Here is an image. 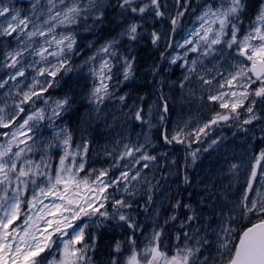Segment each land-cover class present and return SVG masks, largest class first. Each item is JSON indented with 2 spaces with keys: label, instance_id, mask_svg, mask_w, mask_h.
<instances>
[{
  "label": "snow or ice",
  "instance_id": "6c2138e0",
  "mask_svg": "<svg viewBox=\"0 0 264 264\" xmlns=\"http://www.w3.org/2000/svg\"><path fill=\"white\" fill-rule=\"evenodd\" d=\"M193 3L31 0L18 8L0 0V264H97L109 229L126 235L107 264H264V148L248 165L225 158L223 179L213 180V168L196 208L183 200L188 168L223 143L214 128L264 133V0ZM80 30L95 50L77 64ZM143 45L159 56L145 74L148 91L133 95L124 89L137 87ZM173 65L178 81L169 80ZM73 78L90 84L77 92ZM78 99L87 115L77 117V142L66 117L79 111ZM193 102L210 118L185 119ZM176 145L182 165L167 150ZM161 197L170 215L153 221L141 245L139 217L158 218Z\"/></svg>",
  "mask_w": 264,
  "mask_h": 264
},
{
  "label": "rangeland",
  "instance_id": "374dc122",
  "mask_svg": "<svg viewBox=\"0 0 264 264\" xmlns=\"http://www.w3.org/2000/svg\"><path fill=\"white\" fill-rule=\"evenodd\" d=\"M26 1V0H25ZM31 3V2H30ZM29 3V4H30ZM203 3V0H194L193 3V7L196 6V4H200ZM18 8H22V6H19L18 4H16ZM195 21V16L194 15H189V17L185 20V29H190L194 26L193 22ZM87 32L84 31H80L79 32V36H78V44L83 43V40L81 39V37L84 36V34ZM185 35V32H180L179 35L176 36V40H181L182 37ZM93 42V40H89L86 42V45L88 43ZM86 49H88L87 47H85ZM95 49H91L89 50V54L91 55L92 52ZM83 61V59L81 60V62ZM80 62V63H81ZM175 65L171 66L174 67ZM212 64H207L208 68H212ZM181 74H182V69H179L178 67H176V72H175V81H178L181 78ZM72 75V74H71ZM63 83V81L61 82V84ZM86 83V80L84 79H80L77 83L76 79L73 78L72 80V84L75 87V85H77V89H79V91L83 88V85ZM90 83V81H89ZM66 85L63 87L65 88ZM176 94L179 97L180 93H179V89L178 87L176 88ZM53 98H58V97H53ZM80 103H87L86 100H81L78 99ZM108 111H111V105L109 106V109H107ZM83 112L85 113L84 116L87 115L86 113V109L84 108ZM179 112V108L177 107V109L175 111H173L171 119L173 121H175L177 114ZM190 113V116H189ZM211 114L210 112L205 108V109H200L199 105L197 102H193L191 104L190 109L188 107H185L184 109V118L185 119H191L192 122L195 121H199V120H205L207 118H210ZM101 123L102 121H94V123ZM83 128V126H82ZM256 131H254L252 128H250V130L248 132H244V131H240V132H244L245 135L239 137L238 133L239 132H233L230 136L225 137L222 136V134L220 133H215L212 135V137H216V136H222L223 137V143L220 145V147L218 149H216L215 151H211L210 153H208L207 156H205L203 159H201L198 163H197V169H196V180L198 183L197 186V199L200 201L201 199V193L203 192V188L204 186L201 184V181L209 174V172L211 170H213V168H215L216 172H217V176L213 177V180H215L217 177L220 179H223V173L219 172V169L221 167V165L223 164V161L225 160V158H227L228 160L240 163L241 161L245 164L248 165L251 161V156H252V149L250 147L251 145V141L253 139V137L256 136L257 133H261L259 127H256ZM137 132H139V129H136ZM215 131V130H213ZM153 135H155V129H153ZM203 147H206L207 145L204 144L202 145ZM219 162V163H218ZM246 171V169H245ZM243 177H241L242 179ZM237 188H239V185H237ZM234 195H238L239 192L234 190ZM163 199V197H161V200ZM159 204V202H158ZM196 208V207H193Z\"/></svg>",
  "mask_w": 264,
  "mask_h": 264
},
{
  "label": "trees",
  "instance_id": "16d2710c",
  "mask_svg": "<svg viewBox=\"0 0 264 264\" xmlns=\"http://www.w3.org/2000/svg\"><path fill=\"white\" fill-rule=\"evenodd\" d=\"M137 50H136V52H137V58L140 61V63H144V64L145 63H149V64H152L155 61L156 57L159 56V53L158 52H156V54L148 53V50L147 49L144 50V48H142V47L141 48H138ZM139 53H141V55H139ZM139 66H141V64ZM136 85H137V87H136L135 91L137 93H139V94L142 95V93H145L147 91V88L144 87L142 84L136 83ZM231 128H235V126H231V127L227 126L226 129L229 130ZM262 148H264V143L263 142L261 143V149Z\"/></svg>",
  "mask_w": 264,
  "mask_h": 264
},
{
  "label": "bare ground",
  "instance_id": "6f19581e",
  "mask_svg": "<svg viewBox=\"0 0 264 264\" xmlns=\"http://www.w3.org/2000/svg\"><path fill=\"white\" fill-rule=\"evenodd\" d=\"M99 141H102L101 139H99Z\"/></svg>",
  "mask_w": 264,
  "mask_h": 264
}]
</instances>
